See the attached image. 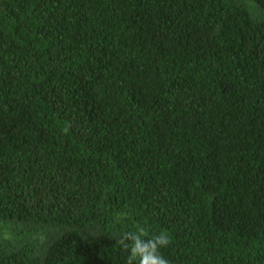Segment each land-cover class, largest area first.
<instances>
[{
    "label": "trees",
    "instance_id": "obj_1",
    "mask_svg": "<svg viewBox=\"0 0 264 264\" xmlns=\"http://www.w3.org/2000/svg\"><path fill=\"white\" fill-rule=\"evenodd\" d=\"M264 264V0H0V264Z\"/></svg>",
    "mask_w": 264,
    "mask_h": 264
},
{
    "label": "clouds",
    "instance_id": "obj_2",
    "mask_svg": "<svg viewBox=\"0 0 264 264\" xmlns=\"http://www.w3.org/2000/svg\"><path fill=\"white\" fill-rule=\"evenodd\" d=\"M134 229L124 232L117 241L128 252V264H170L160 252L170 244L167 232L151 235L143 224L134 225Z\"/></svg>",
    "mask_w": 264,
    "mask_h": 264
}]
</instances>
